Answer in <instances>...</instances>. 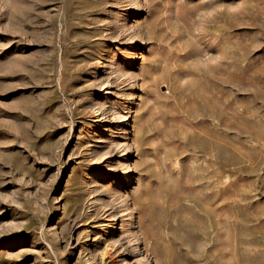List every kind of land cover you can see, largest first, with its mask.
<instances>
[{
  "label": "rangeland",
  "instance_id": "rangeland-1",
  "mask_svg": "<svg viewBox=\"0 0 264 264\" xmlns=\"http://www.w3.org/2000/svg\"><path fill=\"white\" fill-rule=\"evenodd\" d=\"M0 264H264V0H0Z\"/></svg>",
  "mask_w": 264,
  "mask_h": 264
}]
</instances>
